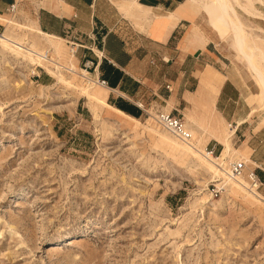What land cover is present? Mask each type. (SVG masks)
<instances>
[{"label":"rangeland","instance_id":"374dc122","mask_svg":"<svg viewBox=\"0 0 264 264\" xmlns=\"http://www.w3.org/2000/svg\"><path fill=\"white\" fill-rule=\"evenodd\" d=\"M228 1L249 45L264 51V21ZM191 3L209 24L200 0ZM14 22L0 31L16 44L0 42V264H264L261 195L212 174L193 120L191 149L155 111L138 123L107 119L104 89L81 76L76 59L79 74L68 71L69 48ZM217 26L218 50L243 65L264 104ZM235 152L219 166L238 161Z\"/></svg>","mask_w":264,"mask_h":264},{"label":"crops","instance_id":"0c3cea01","mask_svg":"<svg viewBox=\"0 0 264 264\" xmlns=\"http://www.w3.org/2000/svg\"><path fill=\"white\" fill-rule=\"evenodd\" d=\"M14 21L69 51L71 43L81 46L78 67L92 63L90 78L107 83V108H100L107 119L141 120V104L193 120L197 143L207 138L206 151L220 158L235 149L264 198V104L253 98L259 88L218 50L225 45L219 33L190 0H0V31Z\"/></svg>","mask_w":264,"mask_h":264},{"label":"bare ground","instance_id":"6f19581e","mask_svg":"<svg viewBox=\"0 0 264 264\" xmlns=\"http://www.w3.org/2000/svg\"><path fill=\"white\" fill-rule=\"evenodd\" d=\"M233 1L235 4H237L239 6V9L241 8L242 11H244L247 18L252 19V20H256V21H264V14L262 12L256 10V8L254 7V4H253V0H246V1H248V5H245V6H241V4L239 3L240 2L239 0H233ZM255 1H257V3H259L261 5H264V0H255ZM191 2H192V0H191ZM200 5H201L202 10H204L205 13L208 14L209 24L211 26L218 29L217 23H219L223 28L227 29L228 34H227V36L221 35L222 39L227 43H229V42L232 43L234 52L240 58V60H242L248 66V68H249L250 72L252 73L255 81L260 86L261 91H262V95L264 98V51L262 49L258 48L254 43L249 45L250 39L248 40L249 36L246 33L247 27H245L242 24L239 17L237 16L234 4L228 0H200ZM0 42L6 48H8L9 46H11V47L16 46V44L13 41H11L9 38H7L5 35H0ZM17 54L19 55L20 51L17 52ZM69 54L73 60L69 61V64H68L69 66L67 69L70 73L77 75V74H79V72L76 71L73 67L74 59H76V58H75L74 53L71 51V48H70ZM81 74H82L81 76H83V78H85L86 81H88L89 83L92 82V83H94L95 86H99L100 88H104L98 82H95L94 80H92L90 78L89 74L85 70L81 71ZM155 117H156V115H155ZM130 121H134V122L138 123V121H135V120H130ZM156 121H157V118H156ZM185 124H186L187 128L189 129V126H188L186 121H185ZM166 131H168V130H166ZM189 131H190V129H189ZM169 133H171V132H169ZM190 133L192 135V138L190 140H185V141L178 138L177 136H174L172 133L171 134L174 137H176L178 140H180L182 143L187 144L188 146L191 147V149H193L194 148L193 144L195 142V141L193 142V136L195 133H193L191 131H190ZM192 142H193V144H191ZM176 145H178V144H176ZM182 147L186 148V146H182ZM204 153L206 155H208L211 159L209 157L205 156ZM204 153L199 152V154L202 157L201 159L203 160L204 164L207 166V168L212 172V174L215 177H218V178L222 177V178L226 179L230 183V185L233 186V188H235V189L245 191L246 188L248 187L247 190L251 194L252 193L254 194L255 192L259 193V191H257L256 188L249 186V184L247 183V181L244 178L237 177L232 173L231 164L234 162L230 163L228 168H227V166L224 167L225 163H223L222 165L219 166V162H222L220 157H214V155L207 152L205 149H204ZM235 162H238V161H235ZM227 169L229 172L227 171ZM260 200H263V202H264V198L262 196H260Z\"/></svg>","mask_w":264,"mask_h":264},{"label":"built area","instance_id":"2783aa9c","mask_svg":"<svg viewBox=\"0 0 264 264\" xmlns=\"http://www.w3.org/2000/svg\"><path fill=\"white\" fill-rule=\"evenodd\" d=\"M12 12L15 11V6L12 7ZM71 51L74 53V55L77 54L78 50L81 48L80 45L71 43L70 45ZM92 68V63L87 62L84 69L89 72ZM98 83L102 87H106L107 83L105 81H99ZM138 108L146 113L147 116H149L151 113L150 111H155V115L157 118V122L166 130L171 132L174 136H177L178 138L182 140H190L192 138V135L187 128L185 124V120L183 116H175L172 113H166L164 111H159L157 109H146L143 105H138ZM212 154V152H211ZM213 155V154H212ZM231 171L232 173L237 176L246 179L249 186L256 188L257 191L262 186V183L260 182L258 176L254 172H248L247 173V163L245 161H238L231 164ZM247 173V175H246Z\"/></svg>","mask_w":264,"mask_h":264}]
</instances>
